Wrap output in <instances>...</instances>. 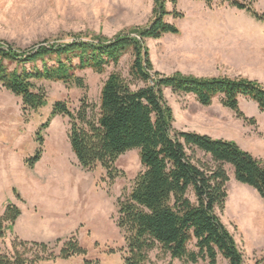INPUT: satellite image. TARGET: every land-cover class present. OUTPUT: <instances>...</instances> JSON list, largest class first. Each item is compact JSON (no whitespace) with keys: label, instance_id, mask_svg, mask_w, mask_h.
Instances as JSON below:
<instances>
[{"label":"rangeland","instance_id":"374dc122","mask_svg":"<svg viewBox=\"0 0 264 264\" xmlns=\"http://www.w3.org/2000/svg\"><path fill=\"white\" fill-rule=\"evenodd\" d=\"M238 1L251 4L264 17V0ZM152 7V0H0V42L27 51L44 40L66 42V36L74 34L111 38L147 26ZM166 9H175L183 18H165L177 27L178 35L145 41L155 72L246 78L264 86V21L219 1L207 7L203 1L176 0L173 6L166 0ZM131 61L127 53L116 68L108 66L102 75L77 72L85 89L49 81L36 83L47 96L45 107L36 112L23 114L20 99L0 85V216L7 203L21 211L12 233L0 239V253H9L11 243L19 239L48 244L52 259L39 264H122L125 245L116 226L117 201L130 192L142 170L137 150L118 158L115 167L122 175L110 183L100 167L86 171L79 166L67 139L68 119L57 116L41 133L40 160L31 169L26 161L39 148L35 135L55 102L66 103L71 112L77 111L83 99L98 105L101 87L111 72L121 74L133 90L141 87L129 76ZM163 96L173 114L174 130L233 141L264 162V113L254 103L239 100V110L255 120L249 124L222 107L218 99L204 107L192 95L165 89ZM193 159L210 164V158L199 151ZM224 169L229 177L227 198L223 212L217 215L241 250L243 264H264V202L254 190L234 180L229 166ZM70 238L86 253L61 259L59 250ZM148 257L151 264H183L158 250ZM218 264L226 263L218 259Z\"/></svg>","mask_w":264,"mask_h":264},{"label":"trees","instance_id":"16d2710c","mask_svg":"<svg viewBox=\"0 0 264 264\" xmlns=\"http://www.w3.org/2000/svg\"><path fill=\"white\" fill-rule=\"evenodd\" d=\"M193 1H203L207 7L214 1L227 3L264 21L251 4L238 0ZM170 2L176 5V0ZM152 5L147 26L111 38L74 34L66 36V42L44 40L27 51L0 42V85L20 99L23 114L47 104L45 92L36 83L49 81L85 89L77 72L90 70L102 75L108 66L116 68L127 53L132 59L131 81L142 84L133 90L121 74L111 72L101 87L98 105L83 99L77 111L71 112L66 103L55 102L48 120L35 135L39 148L26 164L31 169L40 160L41 133L57 116L68 119L67 139L79 166L86 171L100 167L110 183L122 175L115 167L118 158L137 150L142 170L130 192L117 201L116 226L123 233L125 245L122 264H151L148 254L152 250L183 264H218V259L226 264H243L241 250L217 215L223 212L227 198L229 177L224 166L231 168L237 183L254 190L264 202V162L233 141L174 130L173 114L163 92L168 89L174 94L192 95L204 107L218 99L238 119L254 124L253 118L239 110V100L254 103L264 113V86L246 78L195 77L178 72L163 76L155 72L145 41L178 35L177 27L165 18L182 19L183 15L175 9L168 12L166 0H152ZM7 65L14 67L8 69ZM195 151L208 156L210 164L195 162ZM20 215L17 206H4L0 239L12 233ZM85 253L70 238L63 243L59 257L66 260ZM48 259H52L48 244L19 239L11 243L9 253H0V264H39Z\"/></svg>","mask_w":264,"mask_h":264},{"label":"crops","instance_id":"0c3cea01","mask_svg":"<svg viewBox=\"0 0 264 264\" xmlns=\"http://www.w3.org/2000/svg\"><path fill=\"white\" fill-rule=\"evenodd\" d=\"M20 217H21V215L19 216V218H20ZM19 218H18V219H19ZM18 219H17V221H18ZM17 221H16V222H17Z\"/></svg>","mask_w":264,"mask_h":264}]
</instances>
